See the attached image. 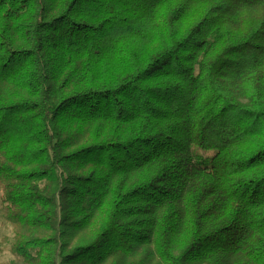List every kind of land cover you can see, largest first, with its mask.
<instances>
[{
	"label": "trees",
	"instance_id": "1",
	"mask_svg": "<svg viewBox=\"0 0 264 264\" xmlns=\"http://www.w3.org/2000/svg\"><path fill=\"white\" fill-rule=\"evenodd\" d=\"M0 201L24 264H264V0H0Z\"/></svg>",
	"mask_w": 264,
	"mask_h": 264
},
{
	"label": "rangeland",
	"instance_id": "2",
	"mask_svg": "<svg viewBox=\"0 0 264 264\" xmlns=\"http://www.w3.org/2000/svg\"><path fill=\"white\" fill-rule=\"evenodd\" d=\"M12 238L13 232L4 219V205L0 201V264H24L10 252Z\"/></svg>",
	"mask_w": 264,
	"mask_h": 264
}]
</instances>
